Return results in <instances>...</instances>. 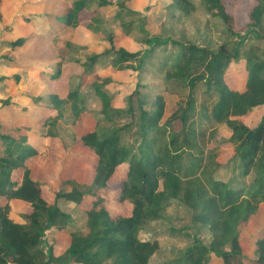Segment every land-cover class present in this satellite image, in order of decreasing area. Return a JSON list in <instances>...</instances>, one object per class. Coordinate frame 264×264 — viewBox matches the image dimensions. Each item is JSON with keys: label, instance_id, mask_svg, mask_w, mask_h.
Instances as JSON below:
<instances>
[{"label": "trees", "instance_id": "16d2710c", "mask_svg": "<svg viewBox=\"0 0 264 264\" xmlns=\"http://www.w3.org/2000/svg\"><path fill=\"white\" fill-rule=\"evenodd\" d=\"M89 1L75 0L71 4L63 1L57 13H45L50 23L46 44L58 58L48 80H59L66 63L77 65L85 72L95 68L103 58H110L116 69L137 73L159 47L171 44L174 50L164 58L163 81L166 85L184 87L186 101L163 121L164 96L155 97L154 109H144L136 76L127 108L118 109L113 105V96L102 89L111 83L107 79L92 85L101 102L103 118L98 120L86 107L84 95L70 89L69 80V91L64 98L50 91L46 95L48 102L40 96L31 97L35 106L49 112L39 124L10 128L0 121V199L4 200L0 203V264H155L156 256L166 255L165 244L156 237L139 236L146 233L149 225L166 222L168 210L174 204L186 208L193 227L206 230L210 238L207 244L195 239L161 264H213L214 258L218 264H264V235L255 243L256 260H247L241 244V234L264 205V117L254 128L243 120L252 110L264 107V50L248 42L264 40V0H256L248 14L247 36L239 41L228 0H198L203 12L222 24L224 40L215 49L200 47L187 39L152 35L146 26L148 20H139L136 31L142 37L138 41L146 49L138 52L115 49V38L109 34L110 50L103 54L86 53L81 60L72 55L74 50L84 47L73 44L68 37L85 21L91 30L99 29V24L103 26L106 20L98 14L103 8L115 6L118 9L115 18L124 15L145 19L124 3L114 5L110 0H97L98 8L88 13V18L84 13ZM169 10L188 17L197 6L193 0H172ZM170 17L174 18L175 13ZM33 19V15H27L23 21L31 23ZM135 22L122 24L127 35ZM29 38L18 37L9 46L20 48ZM240 60H244L246 72L244 90L231 87L226 80L231 64ZM20 81L18 74L0 76V86L6 90L10 82ZM11 105L10 95L1 101L2 107ZM197 107L231 132L232 155L226 162L219 161L216 149L208 148L211 140L207 139L206 129L188 126ZM85 113L91 114L95 125L90 132L79 136L74 127ZM177 121L182 129L174 132L172 126ZM66 123L72 129L68 147L62 134ZM34 130L41 137L57 138L66 152L79 141L90 149L96 157L93 178L83 184L72 178L60 181L53 202L45 199L44 184L33 178L28 164L38 152L27 135L21 133ZM222 171L229 172L227 179L218 176ZM113 182H116L114 186ZM114 187L117 195L107 201L100 192ZM87 199L89 206L82 208ZM13 200L30 205V213L22 216L23 222L11 217ZM62 204H73L84 214L85 232L69 230L73 218L61 208ZM119 207L128 208V212L115 211ZM51 229L65 232L70 238V244L60 254L55 251L54 242L42 249L45 233ZM174 230L168 228L167 236L176 238L172 234Z\"/></svg>", "mask_w": 264, "mask_h": 264}, {"label": "rangeland", "instance_id": "374dc122", "mask_svg": "<svg viewBox=\"0 0 264 264\" xmlns=\"http://www.w3.org/2000/svg\"><path fill=\"white\" fill-rule=\"evenodd\" d=\"M18 1L19 0H1L0 10L2 13V22H0V76H11L13 74H18L20 75L22 80L24 79V81L21 83L22 85H24L27 83V79H29V74L27 72L30 68L29 64L34 65L33 63H35L37 64V66H42L45 62L44 68L49 75L50 72L56 68L58 58L54 56L55 53L53 51V48L48 44H44V37L42 38V36L46 35V33L44 29H38L39 27L43 28L42 23L40 22L42 18L37 20L38 23L35 22L32 25H28L30 27L20 22V26L12 28V30L15 29L14 32L16 33V35H18V37H24L23 35H28L36 30V33L35 35H33L32 39L26 42L22 47L16 49H12L9 46L10 42H12L14 39L12 37V34L8 31V28L11 27L8 26H10V24L12 26V22L16 23V19L19 16L24 18L25 16L33 15L34 13L37 15L44 12L42 11L43 8L53 9V6L57 5V2L59 1L61 3L64 1L67 4H71L75 0H20L21 10L18 9L20 5L17 4ZM110 1H112L114 5L124 3L128 9L140 13L145 19L139 16L127 17L124 15H122L120 18H115L118 12V9L115 6H108L106 8H103V10H100L101 12L99 11L98 14L106 20L105 24H103V26H101L100 24L97 25V27L99 28L97 30L86 28V30L91 32L95 36V38H97V45L92 46L89 42L88 45L74 43L73 37L77 30V27L70 33L68 39L78 47L85 48L74 50V54L72 55L73 58L84 60L86 53L103 54L104 52L110 50L111 44L108 41L109 34H112L114 38L118 37L119 35L125 36V39L121 42L115 43L114 41L113 46L115 49L123 48L129 52H138L140 50L146 49L147 46L144 44L142 45V43L138 41V39L142 37V35L138 31H136L139 26V20H144L145 22L148 20L146 26L152 35H159L163 38L170 37L177 40L187 39L188 41H191L192 43L200 47L209 46L211 49H215L224 40V35L222 34V24L219 21L213 20L208 17V15H206L205 12H203V10L200 8L198 0H193L197 6V10L190 16L182 17L180 12H172L175 13L174 18L170 17L172 13L169 10V5L172 3V0H144V2L140 0L139 3H135L136 6L141 5V9L139 10L130 7L128 5L129 0ZM135 1L137 0H134V2ZM43 4L45 5L43 6ZM255 4L256 0L227 1L228 9L236 20V27L239 32V38H237V41L247 36L246 26L248 24V14L252 7L255 6ZM97 8L98 1L91 0L87 4L86 12L91 14ZM52 9L47 11H51ZM3 15L5 16L4 19ZM40 16H42V14ZM87 16L88 18L90 17L89 14H87ZM133 20L136 22L134 26L132 25V27L130 28L131 34L127 35L122 28V24L131 22ZM142 23L143 21H141V24ZM78 39L81 40L82 37H79ZM248 42L255 43L262 50H264V40L261 42ZM58 44L60 46L62 45L61 43ZM42 48H45V50L43 51ZM173 50L174 47L171 44L159 47L156 50L155 56H152V58L148 60L147 65L137 73L131 70L116 69L111 65L110 58H103L92 70L83 72L82 69H79V73H75L74 76H71L70 89H77L84 95L86 107L91 112V114H93V116H96V118L100 120L103 118L101 114V102L95 94L92 85H94L95 83L102 84L107 79L111 80V83L105 85L102 89L108 95L113 96L115 108L126 109L128 95L134 88L135 77L138 76V85L140 86L139 90L142 95L144 109H154L155 97L157 95L164 96L166 100V110L163 121H165L171 116L173 112H175L182 101H186L187 94V90L181 85L173 83H169V85H166V83L163 81L162 74L164 58L172 53ZM28 58H30V60ZM31 60L33 63L31 62ZM245 78L246 72L244 67V60H240L237 63L233 62L226 77L229 85L233 88L244 90L243 82H245ZM201 89H204V86H201ZM7 90L6 88L4 89L2 86H0V108H2L1 101L7 99L8 97ZM48 92L49 91L47 87L42 86V91L39 96L45 98L46 102H48V100L46 99V95L48 94ZM200 102L201 96L199 95L198 104ZM8 117L9 114L5 113V115L1 117V122L9 126L10 128L15 127L12 120ZM263 117L264 107H260L249 112V114L244 117L243 120L248 127L254 128L261 122ZM93 124L95 125L94 119ZM63 125L64 126L62 128V134L67 145L66 147H68L70 146L72 141V129L67 123ZM188 126L195 127L198 130H207V139L211 140L208 148L216 149L220 162L224 163L231 157L232 145L229 143L231 132L225 127L214 123L210 118L203 115V113H201V111L199 110V107H197L195 113L190 118ZM181 129L182 124L180 123V121H177L176 123L174 122L172 130L174 132H178ZM31 132L38 134L36 130ZM21 133L26 134V132L24 131H22ZM218 176L222 179H227L229 177V172L222 171ZM75 207L76 206L73 204L61 205V208L65 212L69 213L73 218V222L70 225L69 230L85 232L86 227L84 214L81 211L77 210V208ZM20 208L22 207L19 205H13L11 217L15 221L23 222V215L19 212L21 211ZM111 209L114 211V208ZM127 209L124 207H119L118 209L116 208L115 211H118L119 213H127ZM166 216V222L154 223L152 225H149L147 227L146 233L141 232L139 236L143 239H151L156 237L161 241L162 244H165L166 255L156 256L153 260V263L161 264L168 261L169 259H172L176 255V253L178 254L181 250L192 244L195 239L203 241L206 244L209 242V233L204 229L193 227L191 223L190 213L186 208L174 204L170 207ZM170 227L175 229L174 233L172 234L176 238L171 237V235L167 236V229ZM58 233L59 232H56L55 229H51L45 233V237L43 238L44 241L42 244L43 250H46L47 246L54 242L55 251L57 249V254L60 253V250L63 247V241L59 239V241L57 242L56 238L59 236ZM241 235V244L245 257L247 258V260H256L257 254L255 243L264 235V205H262L261 211L257 218L247 227L245 232ZM63 239L64 242L67 243L65 238ZM177 249H179V251ZM213 264H218V261L215 258Z\"/></svg>", "mask_w": 264, "mask_h": 264}, {"label": "crops", "instance_id": "0c3cea01", "mask_svg": "<svg viewBox=\"0 0 264 264\" xmlns=\"http://www.w3.org/2000/svg\"><path fill=\"white\" fill-rule=\"evenodd\" d=\"M48 1V0H47ZM144 2V0H141ZM129 6L133 9H141V5H135V3H139L140 0H137L134 2V0H129ZM19 5L18 9L21 8V1L19 0L17 2ZM61 2H57V5L53 6V9L51 11H47L50 9H42L44 11L40 14H33L34 19L31 23H25L23 21L22 17H18L16 20L17 22H12V26L10 24L11 28H14L16 26H20V22L22 24H25L26 26L32 25L37 20L41 19V23L43 28H38L39 30L45 31L46 35L48 30L50 29V23L48 19L45 17V13H57L61 7ZM45 4H43L44 6ZM21 10V9H20ZM42 14V16H40ZM85 16L88 14V12L85 11ZM40 16V17H39ZM3 15V19H4ZM38 23V22H37ZM87 21L82 23L77 27V30L74 34L73 41L74 43H80L83 45H88V42L94 46L98 44L97 38L86 30V24ZM30 27V26H28ZM34 27V26H33ZM1 29V27H0ZM15 29L9 31L12 34V37L14 40L18 38V35L14 32ZM36 30L31 32L28 35H23L24 37H30L32 39L33 35H35ZM46 35H43L44 37V44L46 45ZM82 37L81 40L78 38ZM125 39V36L119 35L115 38V43L121 42ZM13 40V41H14ZM28 40V41H29ZM27 41V42H28ZM101 43V42H99ZM104 43V42H103ZM105 44V43H104ZM43 49V48H42ZM45 48L43 49V51ZM30 60V58H28ZM28 60V61H29ZM45 61V59H44ZM32 62V60H31ZM33 63V62H32ZM29 64L30 68L27 71L29 74V79H27V83L22 85L21 83L24 81V79L18 83L15 84L14 82L9 83V89H8V96L10 95L12 97V103L11 106H5L4 108H0V121H2L1 117L5 115V113L9 114V117L15 127H25V126H33L36 124H39L43 118V116H47L49 112L45 111L44 109L37 107L33 104L31 97H39V94L42 91V86L47 87L48 91L58 94L60 97L64 98L67 96L69 91V80L71 76L75 73H79V69H81L77 65H73L70 63H67L63 66V73L59 80L55 81H49L48 80V72H46V69L44 68V65H38L33 63ZM26 65V64H24ZM37 66V68H36ZM41 66V67H40ZM14 75V74H13ZM132 86V85H130ZM114 105V101H113ZM18 106V107H14ZM21 108V109H20ZM22 108H26V111H22ZM94 127L93 124V118L85 113L82 116V119L80 123L74 127L77 135L82 136L86 133L90 132ZM27 138L29 143L35 148L38 152V154L30 159L28 161L29 166L32 169L33 178L41 181L43 186V196L45 199H47L49 202H52L54 199V192L58 188V184L60 181L67 180V179H74L78 183L83 184L84 182H89L94 176V164L96 161V157L93 154V152L83 147L82 143L79 141L74 146H72L71 150L69 152H66L64 148L62 147V143L57 138H51V137H41L38 134L32 133L31 131L26 132ZM116 182H113L112 185L114 186ZM118 190L116 187L113 189L109 188L106 190H103L100 192V194L106 198L107 201L111 199H115L117 195ZM4 200L1 198L0 203H2ZM90 199L85 200L83 202L82 208H87L89 206ZM13 205H19L22 208L20 213L22 215L30 213V205L28 203H25L20 200H13L11 202V214L13 211ZM19 222V221H18ZM59 236L56 238L57 242L59 239L63 241L62 248L60 250V253L63 249H65L70 244V238H68V234L65 232H59ZM67 243L64 242V239ZM59 253V254H60Z\"/></svg>", "mask_w": 264, "mask_h": 264}]
</instances>
